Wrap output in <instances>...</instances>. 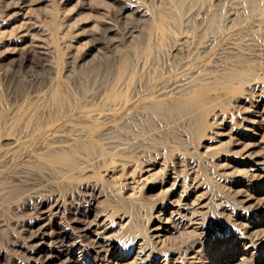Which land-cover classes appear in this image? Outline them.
Instances as JSON below:
<instances>
[{
    "label": "rangeland",
    "instance_id": "374dc122",
    "mask_svg": "<svg viewBox=\"0 0 264 264\" xmlns=\"http://www.w3.org/2000/svg\"><path fill=\"white\" fill-rule=\"evenodd\" d=\"M258 203L264 0H0V264H264Z\"/></svg>",
    "mask_w": 264,
    "mask_h": 264
},
{
    "label": "bare ground",
    "instance_id": "6f19581e",
    "mask_svg": "<svg viewBox=\"0 0 264 264\" xmlns=\"http://www.w3.org/2000/svg\"><path fill=\"white\" fill-rule=\"evenodd\" d=\"M256 175H257V174H256ZM255 178H256V177H255V175H254V179H255ZM258 204L260 205V207L258 206L259 209H261V208L264 207V206H263L264 204H260V203H258ZM95 243H96V242H95ZM96 244H97V243H96ZM100 247H101V246H100ZM102 249H103V248H102ZM229 259H230V258H229ZM232 261H233V260H229V261H227L226 263H228V262H229V263H232ZM224 263H225V262H224ZM222 264H223V263H222Z\"/></svg>",
    "mask_w": 264,
    "mask_h": 264
}]
</instances>
